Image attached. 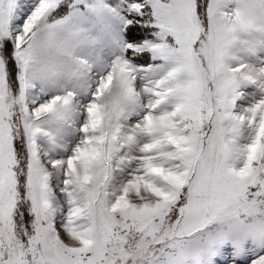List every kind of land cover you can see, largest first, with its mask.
<instances>
[{"label": "snow or ice", "instance_id": "snow-or-ice-1", "mask_svg": "<svg viewBox=\"0 0 264 264\" xmlns=\"http://www.w3.org/2000/svg\"><path fill=\"white\" fill-rule=\"evenodd\" d=\"M0 264H264V0H0Z\"/></svg>", "mask_w": 264, "mask_h": 264}]
</instances>
